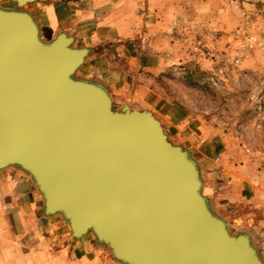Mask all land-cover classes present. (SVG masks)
I'll use <instances>...</instances> for the list:
<instances>
[{"label":"water","instance_id":"1","mask_svg":"<svg viewBox=\"0 0 264 264\" xmlns=\"http://www.w3.org/2000/svg\"><path fill=\"white\" fill-rule=\"evenodd\" d=\"M0 5V170L27 171L48 214L91 233L122 264H259L201 193L197 167L148 110L115 111L74 75L85 51L44 42L24 6Z\"/></svg>","mask_w":264,"mask_h":264},{"label":"rangeland","instance_id":"2","mask_svg":"<svg viewBox=\"0 0 264 264\" xmlns=\"http://www.w3.org/2000/svg\"><path fill=\"white\" fill-rule=\"evenodd\" d=\"M167 3L163 52L170 62L143 81L160 97L157 112L170 118L171 125L163 121L168 141L198 168L211 212L232 236L251 239L250 230L264 227V0ZM83 237L100 250V264H122L91 233ZM252 248L264 264V250Z\"/></svg>","mask_w":264,"mask_h":264},{"label":"crops","instance_id":"3","mask_svg":"<svg viewBox=\"0 0 264 264\" xmlns=\"http://www.w3.org/2000/svg\"><path fill=\"white\" fill-rule=\"evenodd\" d=\"M26 6H32L28 13L42 41L65 34L72 47L85 51L76 72L104 87L112 106L148 110L163 129V121L171 125L156 110L159 95L143 81L170 62L163 52L167 0H45ZM64 222L45 211L27 171L18 166L0 170V264H100V250L86 237H72ZM263 228L250 230L260 254Z\"/></svg>","mask_w":264,"mask_h":264}]
</instances>
